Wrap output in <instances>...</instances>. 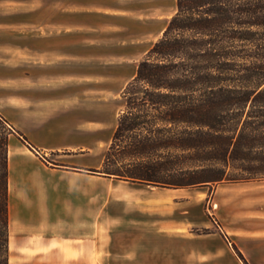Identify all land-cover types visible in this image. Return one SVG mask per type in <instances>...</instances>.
<instances>
[{
  "label": "rangeland",
  "instance_id": "1",
  "mask_svg": "<svg viewBox=\"0 0 264 264\" xmlns=\"http://www.w3.org/2000/svg\"><path fill=\"white\" fill-rule=\"evenodd\" d=\"M175 12L176 0H0V68L22 86L32 73V86L57 97L51 123L71 130L75 153L90 151L98 169L123 90ZM70 37H93L97 48L51 50ZM87 174L96 264H245L234 247L248 264H264V180L168 188Z\"/></svg>",
  "mask_w": 264,
  "mask_h": 264
},
{
  "label": "trees",
  "instance_id": "2",
  "mask_svg": "<svg viewBox=\"0 0 264 264\" xmlns=\"http://www.w3.org/2000/svg\"><path fill=\"white\" fill-rule=\"evenodd\" d=\"M122 97L101 166L90 171L168 188L264 180V0H176ZM16 134L27 140L0 113V264H9Z\"/></svg>",
  "mask_w": 264,
  "mask_h": 264
},
{
  "label": "crops",
  "instance_id": "3",
  "mask_svg": "<svg viewBox=\"0 0 264 264\" xmlns=\"http://www.w3.org/2000/svg\"><path fill=\"white\" fill-rule=\"evenodd\" d=\"M57 39L53 51L90 54L97 48L93 37ZM32 76L26 73L22 86L0 68V113L27 138L9 139V264H96V186L80 179L97 169L96 158L75 153L72 131L51 123L58 99L32 86Z\"/></svg>",
  "mask_w": 264,
  "mask_h": 264
},
{
  "label": "water",
  "instance_id": "4",
  "mask_svg": "<svg viewBox=\"0 0 264 264\" xmlns=\"http://www.w3.org/2000/svg\"><path fill=\"white\" fill-rule=\"evenodd\" d=\"M91 172L100 175L98 172H94V171H91Z\"/></svg>",
  "mask_w": 264,
  "mask_h": 264
},
{
  "label": "bare ground",
  "instance_id": "5",
  "mask_svg": "<svg viewBox=\"0 0 264 264\" xmlns=\"http://www.w3.org/2000/svg\"><path fill=\"white\" fill-rule=\"evenodd\" d=\"M15 231V230H14Z\"/></svg>",
  "mask_w": 264,
  "mask_h": 264
}]
</instances>
